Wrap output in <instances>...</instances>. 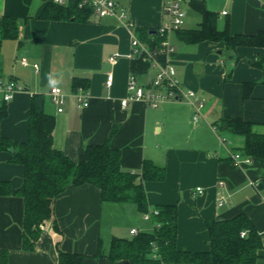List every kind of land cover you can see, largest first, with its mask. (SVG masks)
Listing matches in <instances>:
<instances>
[{
    "label": "crops",
    "instance_id": "1",
    "mask_svg": "<svg viewBox=\"0 0 264 264\" xmlns=\"http://www.w3.org/2000/svg\"><path fill=\"white\" fill-rule=\"evenodd\" d=\"M49 1L0 0V16L20 19L19 39L5 41L2 53L11 63L5 69L8 77L23 86L8 102V114L0 119V133L16 141L26 140L31 98L42 93L44 109L56 119L54 145L75 161L85 158L88 145L109 140L121 152L122 167L130 172H141L145 159L166 167L163 180L144 183L148 212L159 204L178 205L180 249L209 250V226L215 220L245 213L263 241L253 264H264V191L251 183L264 181V161L236 165L232 154L239 151L244 138L216 128L222 117L242 116L255 123L256 131L264 132V72L252 64L264 57V46L229 49L222 41L190 43L176 30L168 33L175 48L169 58L178 80L205 99L201 119L195 122L193 107L183 99L158 107L144 100L121 104L133 73L129 56L132 35L163 24L165 0H123L132 26L117 16L99 17L94 11L86 22L39 18ZM189 1L184 0L198 13ZM205 2L219 13V27L229 23L232 34L264 30V0ZM200 21L199 13L189 15L186 11L183 27H198ZM7 42H12L9 54ZM116 54L118 60L112 64L108 58ZM23 57L27 65L22 64ZM111 71L113 83L107 86ZM156 72L151 67L137 74L139 82L149 85ZM76 79L89 83L87 106H78L73 87ZM246 82L256 83L248 98H244ZM53 85L66 93L63 111H58L52 100ZM10 157V151H0V180H11L17 189L23 183L24 167L10 162ZM199 186L202 193L197 192ZM24 206V198L18 194L0 195V251H8V264H58L60 250L87 254L84 264H112L108 255L114 236L130 238L132 228L153 232L156 226L134 201L103 200L100 188L93 184L70 185L58 196L54 217L42 225L36 248L25 250ZM113 264L130 262L120 259Z\"/></svg>",
    "mask_w": 264,
    "mask_h": 264
},
{
    "label": "trees",
    "instance_id": "2",
    "mask_svg": "<svg viewBox=\"0 0 264 264\" xmlns=\"http://www.w3.org/2000/svg\"><path fill=\"white\" fill-rule=\"evenodd\" d=\"M119 1L122 4L123 0ZM189 4L200 14L201 21L195 28L176 29L184 41H222L229 49L264 46V30L254 34H232L229 23L224 28L219 27V13L208 8L205 0H190ZM92 15L93 7L89 4L80 5L79 0H69L67 3L50 0L39 18L86 22L90 21ZM19 35L20 19L13 15L0 16V60L4 42L18 40ZM137 35L151 49L157 50L166 38V35L159 33L158 28L137 30ZM252 64L264 72V57ZM150 68L149 60H143L142 57L132 60V71L136 74L146 73ZM255 84H244V98L251 96ZM73 87L75 90L83 87L88 91L89 83L76 79ZM7 105V101H0V119L7 116ZM29 110L26 140L16 141L0 133V151H10L9 161L24 167L21 187L15 189L11 180H0V195L18 194L24 198L23 249L36 248L42 225L54 217L56 200L70 185L93 184L100 188L103 200L134 201L142 211H149L144 183L147 180H163L166 177L165 166L145 159L141 172H130L122 167L121 152L112 147L109 140L88 145L85 158L75 161L54 145L56 119L44 109L42 93L32 96ZM254 126V122L242 116H225L216 123V128L244 138L243 145L238 147L243 156L264 161V132L256 131ZM11 148L16 151L12 152ZM261 186L264 187V182ZM156 210L157 213L151 212L156 223L153 232L139 231L130 238L114 236L108 255L112 264L120 259H127L130 264H253L259 258L262 236L245 213L215 220L209 226L211 248L191 251L180 249L177 245L178 205L159 204ZM242 232L245 234L242 235ZM86 257L84 253L60 250L58 264H84ZM0 264H8V251L5 249L0 251Z\"/></svg>",
    "mask_w": 264,
    "mask_h": 264
},
{
    "label": "built area",
    "instance_id": "3",
    "mask_svg": "<svg viewBox=\"0 0 264 264\" xmlns=\"http://www.w3.org/2000/svg\"><path fill=\"white\" fill-rule=\"evenodd\" d=\"M57 3H67L69 0H54ZM184 0H165L164 12L166 18L161 26L158 27V31L162 35H166V38L161 42L160 49H151L145 42H143L137 34L132 35L131 40V52L129 56L131 59L142 57L143 60H149L151 67L156 69V74L149 85L140 83L136 73H131L128 80V95L122 99L121 104L126 106L130 100H144L153 107H158L160 104L166 101H173L183 99L187 101L193 107V120L195 122L200 121L205 107V99L199 95V93L192 88L185 89L176 76V68L169 56L175 50L174 45L168 38L170 31L183 27L186 17V11L183 8L182 2ZM80 5L89 4L93 7L94 13L99 17L104 16H117L123 23L129 26L133 24L127 19L126 7L121 4L119 0H79ZM224 14L227 11L223 12ZM163 56V57H162ZM109 61L114 64L118 60V54L112 55ZM22 64L27 65V58L21 59ZM36 69L39 68V64L34 65ZM113 83L112 71L108 73L106 81L107 86H111ZM23 86L14 78L0 79V101L9 102L13 99L15 93L22 90ZM50 94L53 102L57 105L58 111L64 110V104L66 103L65 91L57 85H53L50 90ZM75 96L78 101V106H87L89 104V91L80 87ZM232 157L236 165L243 163L251 164L254 159L251 156H243L241 152L237 151L232 154ZM264 182V181H263ZM257 179L252 181V185L259 191H264L263 183ZM203 187H197V192L202 193ZM157 213L158 210L153 211ZM150 212L144 214L145 218L151 217ZM137 228L131 229V234H138ZM245 232H242L244 235Z\"/></svg>",
    "mask_w": 264,
    "mask_h": 264
},
{
    "label": "rangeland",
    "instance_id": "4",
    "mask_svg": "<svg viewBox=\"0 0 264 264\" xmlns=\"http://www.w3.org/2000/svg\"><path fill=\"white\" fill-rule=\"evenodd\" d=\"M183 8H184V10L189 11V15H191V14L197 15L198 14V13L194 12L193 10H191V8L189 7L187 2L183 3ZM10 44H12V42H7V44H6V49H7L8 54H9V51H10ZM10 64H11L10 60L8 58H7V60H5L3 58V53H2V58L0 60V79L10 78V77H8L9 73H6L8 71H5V69L9 68ZM218 131L222 132V133H225L223 130H219L218 129Z\"/></svg>",
    "mask_w": 264,
    "mask_h": 264
},
{
    "label": "water",
    "instance_id": "5",
    "mask_svg": "<svg viewBox=\"0 0 264 264\" xmlns=\"http://www.w3.org/2000/svg\"><path fill=\"white\" fill-rule=\"evenodd\" d=\"M219 52H221V51H219ZM11 151H12V152H15V151H16V149H15V148H11Z\"/></svg>",
    "mask_w": 264,
    "mask_h": 264
}]
</instances>
